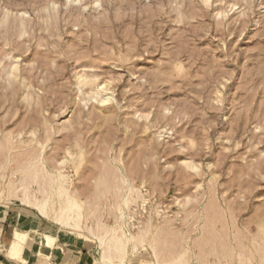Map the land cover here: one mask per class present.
<instances>
[{"label":"rangeland","instance_id":"374dc122","mask_svg":"<svg viewBox=\"0 0 264 264\" xmlns=\"http://www.w3.org/2000/svg\"><path fill=\"white\" fill-rule=\"evenodd\" d=\"M0 150V201L43 158L123 264H264V0H0Z\"/></svg>","mask_w":264,"mask_h":264},{"label":"bare ground","instance_id":"6f19581e","mask_svg":"<svg viewBox=\"0 0 264 264\" xmlns=\"http://www.w3.org/2000/svg\"><path fill=\"white\" fill-rule=\"evenodd\" d=\"M104 88V86H101L99 89ZM96 92L99 93L98 91ZM108 99L109 97L104 98V100ZM6 156H8V154ZM29 160L32 161V159ZM26 163L27 164H24L23 166H17L16 171L21 172L23 178L11 185V188L13 189L11 191L12 195L19 197L24 204L36 208L43 216L49 219L53 218L63 227L77 229L79 230L78 233L80 236H85L83 226V220L85 217L84 202L80 198L81 196L78 195L79 189L71 191L67 185L66 175H64L62 171L56 173L47 170L43 158L35 163ZM6 165L7 163L5 166ZM34 184H38L39 188L36 187V189L38 188L37 190L34 189ZM1 192L0 183V195ZM130 202L131 198H127L125 201L127 205H129ZM86 206L88 205L86 204ZM125 217V213L123 212L121 216L122 221L125 220ZM88 231L99 240L102 257L111 262H114V259L116 258H119L123 262L128 255L130 248L133 251H136L139 246L147 240L146 235H134L129 228H126L125 222L112 227L104 225L98 226L97 229L89 227ZM19 233H17L18 236H20ZM45 238L49 245H54L57 242V237L54 235L46 234ZM152 245L159 264H187L186 255L190 251L189 249L184 250L172 260L170 259L172 257H169L171 260L169 261V259L161 258L157 241L152 242Z\"/></svg>","mask_w":264,"mask_h":264},{"label":"crops","instance_id":"0c3cea01","mask_svg":"<svg viewBox=\"0 0 264 264\" xmlns=\"http://www.w3.org/2000/svg\"><path fill=\"white\" fill-rule=\"evenodd\" d=\"M78 231L32 206L0 201V264H123L119 258L105 260L99 240ZM46 234L56 236L57 242L49 245Z\"/></svg>","mask_w":264,"mask_h":264}]
</instances>
